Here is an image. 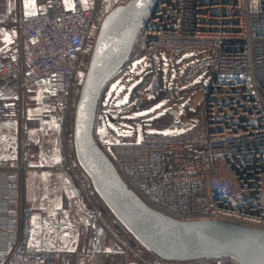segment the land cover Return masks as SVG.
Instances as JSON below:
<instances>
[{
  "label": "built area",
  "instance_id": "built-area-1",
  "mask_svg": "<svg viewBox=\"0 0 264 264\" xmlns=\"http://www.w3.org/2000/svg\"><path fill=\"white\" fill-rule=\"evenodd\" d=\"M33 1L18 0L0 14V118L21 122L26 92L40 90V106L61 113L65 134L67 114L76 109L81 91L78 76L86 74L92 58L94 46L88 49V43L109 11L102 19L97 15L109 2L47 0L44 7ZM190 50L206 57L192 64L183 80L204 71L212 75L208 84L197 87L203 98L191 127L165 136L150 134L146 123L143 136L134 139L111 133L108 121L119 123L145 100L165 98L169 103L181 98L177 86L161 81L156 62ZM142 56H147L145 68L138 67L143 80L133 98L125 104L107 100L108 85L94 122L95 140L122 181L149 208L174 219L225 221L264 231V0H156L114 78L124 76L129 86L132 65ZM13 83L17 91L6 97ZM105 128L107 139L101 133ZM29 158L30 149L22 146L0 166L10 172L11 204L0 215L7 214L6 232L18 233L11 250L0 248V264H56L58 256L69 262L72 243L60 246L46 235L47 227L63 230L54 224L63 210L35 211L21 205V178L30 167ZM75 162L79 165L76 156ZM61 168L73 175L69 162ZM89 182L91 193L97 194ZM76 185L84 194V187ZM89 203L94 234L104 213ZM3 231L0 226V245ZM144 250L141 243L124 245L122 254L127 263L132 257L144 264H242L232 256L187 262L156 257L147 263L141 258Z\"/></svg>",
  "mask_w": 264,
  "mask_h": 264
},
{
  "label": "water",
  "instance_id": "water-1",
  "mask_svg": "<svg viewBox=\"0 0 264 264\" xmlns=\"http://www.w3.org/2000/svg\"><path fill=\"white\" fill-rule=\"evenodd\" d=\"M155 1L130 0L113 8L102 22L75 109L77 160L108 209L157 257L187 262L232 256L242 264H264V231L217 220L183 221L149 208L125 185L95 140L94 122L102 92L130 56ZM169 113L175 119L178 112Z\"/></svg>",
  "mask_w": 264,
  "mask_h": 264
},
{
  "label": "crops",
  "instance_id": "crops-1",
  "mask_svg": "<svg viewBox=\"0 0 264 264\" xmlns=\"http://www.w3.org/2000/svg\"><path fill=\"white\" fill-rule=\"evenodd\" d=\"M16 1L18 0H0V14L6 13ZM83 1L86 3L85 0ZM33 2L36 6L45 7L47 0ZM33 6L35 5L30 3L28 8L33 11ZM161 73L162 71L159 73L161 81L170 84ZM115 79H112L111 82ZM16 91L17 85L13 83L12 90L5 96L11 97ZM121 98L122 96L113 100V103L123 104L118 102ZM131 98L132 95L130 100ZM39 99L35 95L26 96L23 117L19 123L12 119L0 118V166L9 163L12 158L17 156L19 148L22 146L30 149V167L23 172L21 178V205L23 208H32L35 211L40 209L63 210L60 220L54 221V224L60 225L63 230L57 232L54 227H47L46 235L60 246L72 243L73 255L69 262L58 256L56 264H90V259L94 256L106 263L113 261L119 252L121 253V250L112 249V245L116 246L117 243L113 242L116 238H108L110 233L108 221L115 222L117 226L127 232L131 238L132 247L138 246L139 242L121 226L114 214L95 194H92L91 197L98 200L97 208L103 211L104 216L103 224L94 234L91 233V216L87 211L90 201L86 196L89 192L84 188V194H82L72 173L61 168L68 165V161L62 151L60 117L58 113L44 114L46 111L40 106ZM125 117L126 119L122 120L129 122L132 128V111L125 113ZM113 123L115 122L108 121L110 131L114 130ZM128 137L132 139V132H129ZM77 166L81 176H84L89 182V176L81 169L80 165ZM9 173L7 169L0 170V209L5 210L11 208L8 198ZM7 220L6 213L0 215V226L5 231H3L5 237L0 245L2 251L11 250L13 244L18 240L17 232L13 230L6 232ZM141 258L143 261L151 263L156 257L148 250H144L141 253ZM132 264L144 263L132 259Z\"/></svg>",
  "mask_w": 264,
  "mask_h": 264
},
{
  "label": "rangeland",
  "instance_id": "rangeland-1",
  "mask_svg": "<svg viewBox=\"0 0 264 264\" xmlns=\"http://www.w3.org/2000/svg\"><path fill=\"white\" fill-rule=\"evenodd\" d=\"M88 5L95 4L96 0H85ZM109 2L108 7L102 8L101 16L103 17L105 12H110L113 8L118 5L125 4L130 0H106ZM100 2V1H99ZM108 12V13H109ZM100 16L101 19L102 17ZM98 35V34H97ZM97 35H94L92 40L88 43V49H91L92 46H95ZM205 54L199 50H190L184 52L180 56L173 55H165L162 57L160 61L156 62V65L159 69H162L161 75L167 82L173 86H177L181 92V98L175 102H167L165 98L145 100L139 105L138 109L132 110V128L129 122L121 120L119 123H113L112 127L115 130L114 132L120 137L128 136L129 132H132V139L139 136L140 138L143 136L142 129L144 128V124H149L148 132L153 134H162L165 136H172L181 134L187 131L191 124L193 123L198 107L202 101L203 94L198 91L197 87L202 83L208 84L211 80L212 75L204 71L196 78L191 80H183L186 71L192 64H196L205 59ZM147 60V56H142L136 59L132 65L131 73L127 77V79L131 82L129 86L124 83V77L118 76L115 80L110 82L108 90H107V100H115L122 96V98L118 101L119 103H128L130 97L137 90V86L143 80V73L141 70H138L139 65L145 68L144 62ZM150 62V61H149ZM137 75V78L133 80L134 76ZM85 75L80 73L78 76L77 87L81 86L84 81ZM35 95L40 98L41 91H27L26 96ZM38 105V104H37ZM171 110H177V117L173 119L171 124L178 125L177 127H169V126H161L157 125L163 116H167ZM60 117L61 121V113L60 112H44V114H57ZM63 115V114H62ZM74 117H75V107H72L67 114L68 122L67 129L65 134L62 131L61 137V145L63 154H66L67 161L71 164L72 172L74 175V181L80 184L82 187H85L87 191L92 195L90 191V182H87L84 176H81V173L78 169V166L75 162V146H74ZM135 121V122H133ZM155 123L154 126H151V123ZM191 123L190 125H187ZM123 125V127H119V125ZM61 125V124H60ZM62 129V127H61ZM102 138L103 136L107 139L109 138L107 134V128L101 130ZM107 135V137H106ZM136 136V137H135ZM104 139V138H103ZM80 165V164H79ZM81 167V166H80ZM82 169V168H81ZM90 179V178H89ZM88 194V193H87ZM94 195V194H93ZM97 195V194H96ZM96 200V201H95ZM98 200L94 199L93 204L98 207ZM109 234L108 238H116L113 242H116V246L112 245V249L121 250L119 252L117 258L115 260L104 262L102 259L94 256L90 259V264H132V257L129 258L128 263L122 254V249L124 245L132 247V242L130 236L121 229L115 222H109ZM127 231V230H126ZM113 262V263H112Z\"/></svg>",
  "mask_w": 264,
  "mask_h": 264
},
{
  "label": "trees",
  "instance_id": "trees-1",
  "mask_svg": "<svg viewBox=\"0 0 264 264\" xmlns=\"http://www.w3.org/2000/svg\"><path fill=\"white\" fill-rule=\"evenodd\" d=\"M100 7H102V6H100ZM103 9H101L100 10V13H98V18H100V16H101V11H102ZM102 17V16H101ZM102 19V18H101ZM124 77V76H123ZM112 101H113V99H111ZM111 101V102H112ZM128 118V117H127ZM122 119H126V117H125V114H123L122 116H121V120ZM133 120V119H132ZM111 121V120H110ZM172 121H173V117H172V115L169 113L167 116H163L162 118H161V121H159V123H157V125H161V126H170L171 125V123H172ZM133 122H135V121H133ZM155 125V123H151V126H154ZM111 133H115L114 132V130L113 131H111ZM150 134H153V133H150ZM85 188V187H84ZM90 193H88L86 196L88 197V200L90 201V202H92V204H93V202H94V198L93 197H91V194L89 195ZM96 195V194H95ZM98 195V194H97ZM97 197V196H96ZM99 198V197H98ZM100 199V198H99ZM121 224V223H120ZM121 226L124 228V229H126L122 224H121ZM127 230V229H126ZM128 231V230H127ZM129 232V231H128ZM130 233V232H129ZM130 235L132 236V234L130 233ZM150 252V251H149ZM151 253V252H150ZM153 254V253H152ZM154 255V254H153ZM155 257H157L156 255H154Z\"/></svg>",
  "mask_w": 264,
  "mask_h": 264
}]
</instances>
